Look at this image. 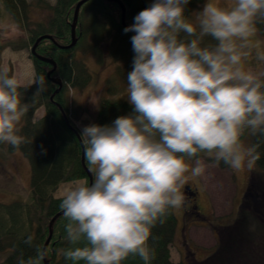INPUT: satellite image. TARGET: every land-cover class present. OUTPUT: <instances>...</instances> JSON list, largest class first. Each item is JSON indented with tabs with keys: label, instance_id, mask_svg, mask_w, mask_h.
<instances>
[{
	"label": "clouds",
	"instance_id": "1",
	"mask_svg": "<svg viewBox=\"0 0 264 264\" xmlns=\"http://www.w3.org/2000/svg\"><path fill=\"white\" fill-rule=\"evenodd\" d=\"M189 2L155 0L124 29L136 33L127 74L133 114L82 129L92 182L76 181L60 202L66 240L84 245L58 250L73 264H122L129 256L151 264L152 229L185 204L187 174L204 172L201 161L191 167L187 160L204 153L242 171L261 158L259 145L242 137L264 136V69L249 66L253 53L264 64V48L254 42L264 0H206L195 23L185 16ZM205 37L215 44L202 46ZM34 83L37 93L45 90L44 76ZM19 87L0 71V143L17 149L27 142L18 125L30 107ZM45 256L37 249L19 264H41Z\"/></svg>",
	"mask_w": 264,
	"mask_h": 264
},
{
	"label": "trees",
	"instance_id": "2",
	"mask_svg": "<svg viewBox=\"0 0 264 264\" xmlns=\"http://www.w3.org/2000/svg\"><path fill=\"white\" fill-rule=\"evenodd\" d=\"M81 1L83 0H56L54 5L42 0L38 1L35 7L43 10L47 17L43 22L34 23L30 20V11L34 5L27 0H0V10L25 33L22 49L33 48L42 37L53 38V42L42 41L36 53L39 57L56 64L57 69L52 79L63 82L62 90L55 95L59 87L48 78L53 66L33 58L36 79L39 76L45 77V90L37 93L36 85L18 89L22 103L30 106L18 133L25 137L27 142L18 149L11 146V151L21 152L29 162L31 194L26 202L0 207V251L10 250V254L2 264H19L20 259L27 261L29 257H36L37 249L43 252L50 236L49 225L52 219L62 212L60 202L63 198L55 197L57 191L64 184L85 180L89 183L88 165L85 157L83 164V147L76 135L77 132L81 137L82 131L77 125L79 122L77 111L71 108L68 98L69 87L72 90L83 91L91 84L94 75L85 63L75 60L74 56L77 52L92 56L101 66L100 68H104L108 62L116 66L115 73L107 82V96L102 98L98 112L89 125H111L116 118L133 114L132 106L127 100V74L132 70L135 55L131 37L136 33H125L124 29L132 25L135 16L150 7L155 0H89L80 10L75 30L77 44L73 49L66 50L65 48L72 44L75 10ZM116 1L121 2L125 7L126 27L122 24V9ZM205 1L190 0L185 7V16L195 23V13L203 9ZM257 28L260 36L264 38V21L258 22ZM214 44L215 41L211 37H205L202 46ZM4 48L0 45V54ZM41 107L45 109L46 115L34 122L33 117ZM249 135L246 132L242 140L244 141ZM252 144L259 145L258 152L261 157L256 163L253 174L256 175L264 172V136H252ZM205 157L206 154L200 153L198 157L188 161ZM219 166L230 169L222 161ZM246 201L251 206L250 214L245 210L242 211L240 227L252 237L249 230L250 223L252 225L256 223L254 219L250 222L249 216L252 212L253 215L255 213L257 215L260 210L264 212V183L259 178H254L250 183ZM256 217L261 222L264 221V216ZM66 223L67 220L62 216L53 225V235L46 249L49 264H73V261L58 255V250L84 246L83 242L75 246L69 244L64 230ZM257 225L259 226L258 223ZM177 228L178 220L174 210H170L165 221L157 223L152 229V236L148 242L149 247L154 250L151 264H173L171 248ZM262 228L264 230V226ZM234 235L232 233L229 238L221 239L218 252L214 256L209 257L205 262H195V264H222L221 257L227 248L231 250L227 259L231 258L232 261L226 264H264V255L258 253L261 246L257 245L254 237L250 240L251 243L241 244L235 241L237 235ZM29 237L31 244L26 243ZM41 264H44V260ZM77 264L84 262L80 261ZM122 264H144V262L139 256H129Z\"/></svg>",
	"mask_w": 264,
	"mask_h": 264
},
{
	"label": "rangeland",
	"instance_id": "3",
	"mask_svg": "<svg viewBox=\"0 0 264 264\" xmlns=\"http://www.w3.org/2000/svg\"><path fill=\"white\" fill-rule=\"evenodd\" d=\"M27 1L34 5L30 11V20L34 23L43 22L47 14L40 8L35 7L37 2L41 0ZM42 1L54 5L56 0ZM215 2L224 6L228 0H215ZM25 37V33L0 10V45L3 48L5 47L0 54V71L7 70L8 74L15 76L20 88L32 87L35 85L34 81L36 80L35 63L32 56L33 48L22 49ZM257 41L260 43L261 48H264V38L258 32L254 38V42ZM74 58L85 63L94 75L91 84L83 91L72 90L69 87V103L71 108L77 111L79 120L77 125L82 131L95 118L102 98L107 96V82L115 73L116 66L108 62L104 68H100L101 66L97 64L92 56H85L81 52H77ZM249 66L253 69H264V64L255 60L254 53L249 61ZM45 115L46 111L41 107L36 111L33 121L37 122ZM23 124L24 117L18 128ZM243 142L246 146H251L252 136L249 135ZM209 159L211 158L207 156L199 160L205 166L204 172L197 177H192L188 173L189 180L183 188L190 187L191 192L196 195L195 206L197 209L194 206L190 213L184 206L174 209L178 220V228L171 248V261L173 264L205 262L218 252L221 239L229 238L232 233L235 234L234 236L237 235L235 241L241 244L251 243L250 240L254 237L257 245L262 248L255 249H258L260 251L258 253L264 255V230L262 228L264 221L261 222L256 217L257 215L264 216V212L262 210L257 211L256 216L252 212V215L249 216L251 218L250 222L254 219L256 223L254 225L250 223L249 230L252 237L240 227L242 211L245 210L250 214L251 206L246 203L250 183L254 178H259L264 183V172L253 175L256 166L252 170L245 168L242 171H234L231 168L223 169L219 164ZM187 162L191 167L197 165V160L192 162L187 160ZM74 184L62 185L55 197L62 199L65 190L73 187ZM30 194L31 169L28 160L21 152L11 151V145L0 143V207L12 206L17 202H26ZM257 201L259 202V200ZM233 243L235 245V242ZM230 252L231 250L227 248L221 257L222 264L232 261L231 258L227 259ZM9 254V249L0 251V264L4 262Z\"/></svg>",
	"mask_w": 264,
	"mask_h": 264
},
{
	"label": "water",
	"instance_id": "4",
	"mask_svg": "<svg viewBox=\"0 0 264 264\" xmlns=\"http://www.w3.org/2000/svg\"><path fill=\"white\" fill-rule=\"evenodd\" d=\"M88 1H89V0H83V1H81V2L77 5V7H76V10H75V16H74V23H73V29H72V44H71L69 47L65 48L66 50L73 49V48L76 46V44H77V39H76V32H75V30H76V27H77V23H78V19H79L80 10H81V8L83 7V5H85ZM116 2L120 5V7H121V9H122V24H123V26H125V16H126V15H125V14H126V12H125V7H124V5H123L121 2H118V1H116ZM125 27H126V26H125ZM44 40H48V41H52V42L54 41L53 38L50 37V36H45V37H42L41 39H39V40L37 41V43L35 44V46L33 47V49H32V56H33L34 58L38 59L39 61L43 62V63H47V64L53 66V70H52L50 73H48V78L51 79V81H52L53 84H55V85H57V86L59 87V89H58V90L56 91V93H55V95H57L58 93H60V91H61L62 88H63V82H62L61 80L52 79V75H53V73L56 71L57 66H56V64H55L53 61L43 59V58L39 57V56L37 55V53H36V49H37L38 45H39L42 41H44ZM52 101H53V98H52ZM60 109H61V108H60ZM61 110H62V109H61ZM62 111H63V110H62ZM66 121H67V124L69 125L68 119H66ZM76 135L78 136V138H79L80 141H81V137H80V135H79L77 132H76ZM81 144H82V147H83V164H84V146H83L82 141H81ZM87 174H88V177H89V184H91V182H92V174H91L88 170H87ZM190 190H191L190 187H187L186 192H188V191H190ZM62 216H64V215H63V211H62L61 213L57 214V215L52 219V221H51V223H50V225H49V233H50V236H49V239H48V241H47V243H46V245H45V247H44L43 252H46V249H47V247H48V245H49V243H50V241H51V238H52V235H53L52 228H53L54 223H55L60 217H62ZM44 264H49L48 261H47L46 256H45V258H44Z\"/></svg>",
	"mask_w": 264,
	"mask_h": 264
},
{
	"label": "flooded vegetation",
	"instance_id": "5",
	"mask_svg": "<svg viewBox=\"0 0 264 264\" xmlns=\"http://www.w3.org/2000/svg\"><path fill=\"white\" fill-rule=\"evenodd\" d=\"M186 189H183V193L185 195V205H183L187 210L188 212H192L191 210H193L194 206H195V194L193 192L188 191L186 192ZM195 209H197V207L195 206Z\"/></svg>",
	"mask_w": 264,
	"mask_h": 264
}]
</instances>
